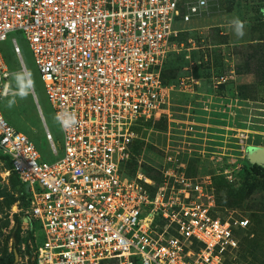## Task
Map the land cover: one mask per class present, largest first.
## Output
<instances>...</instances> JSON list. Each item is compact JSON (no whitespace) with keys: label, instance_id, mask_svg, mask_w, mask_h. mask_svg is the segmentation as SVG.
I'll return each instance as SVG.
<instances>
[{"label":"built area","instance_id":"obj_1","mask_svg":"<svg viewBox=\"0 0 264 264\" xmlns=\"http://www.w3.org/2000/svg\"><path fill=\"white\" fill-rule=\"evenodd\" d=\"M215 1L0 0V44L22 31L56 116L75 113L78 120L72 128L60 124V156L39 108L57 157L50 162L0 109V150L25 187V221L37 223L45 237L35 264H227L237 258V234L250 221L220 215L210 175H188L179 153L165 154L159 181L141 164L132 173L139 132L168 116L177 87L162 79L170 56L185 47L175 24L201 19ZM12 45L24 65L18 41ZM12 73L0 50V105ZM231 74L214 76V87L231 83L234 68ZM177 85L191 93L200 83L188 76ZM225 173L233 182L235 171Z\"/></svg>","mask_w":264,"mask_h":264},{"label":"rangeland","instance_id":"obj_2","mask_svg":"<svg viewBox=\"0 0 264 264\" xmlns=\"http://www.w3.org/2000/svg\"><path fill=\"white\" fill-rule=\"evenodd\" d=\"M234 17L245 22L243 38L238 39L229 26ZM175 29L182 31L178 40L185 47L170 56L162 79L166 86L177 87L171 94L168 116L139 132L132 170L141 164L142 169L160 179L165 154L179 153L188 162V175H210L220 215L233 214L250 221L249 228L237 234L241 240L237 258L227 264H264V178L250 171L252 165L264 168V157L259 159L258 151L264 149V0L215 1L201 19L190 24L179 20ZM13 39L22 50L24 65L13 52ZM0 50L13 73L31 72L35 82L27 98L17 97L16 104L9 108L7 101L15 91L12 77L11 95L0 105L2 114L36 144L47 161H55L45 123L60 156L63 134L25 34L13 31L0 44ZM232 68L233 81L214 87L212 78L231 76ZM188 76L200 83L191 93L180 91L177 85ZM226 171H235L233 182L227 180ZM12 175L10 163L0 150V263L6 249L12 252L18 230L16 216H20L22 244L16 264H33L36 246L45 237L37 223L25 221L28 205L24 197L13 192Z\"/></svg>","mask_w":264,"mask_h":264},{"label":"clouds","instance_id":"obj_3","mask_svg":"<svg viewBox=\"0 0 264 264\" xmlns=\"http://www.w3.org/2000/svg\"><path fill=\"white\" fill-rule=\"evenodd\" d=\"M201 6L205 5V0H199ZM195 11V7L192 9ZM229 26L234 32V35L239 39L243 38L246 34L245 32V22L239 17H234L230 20ZM13 80L15 81V91L10 99L7 101V107H13L17 102V97L21 100L26 99L30 91L34 88V80L31 77V72H16L12 73ZM11 88V82L4 86V96L9 95V89ZM56 120L64 128L75 127L78 123L75 113H63L56 116Z\"/></svg>","mask_w":264,"mask_h":264},{"label":"trees","instance_id":"obj_4","mask_svg":"<svg viewBox=\"0 0 264 264\" xmlns=\"http://www.w3.org/2000/svg\"><path fill=\"white\" fill-rule=\"evenodd\" d=\"M241 87L243 88L244 86H241ZM242 96H243V94H242ZM151 125H152L151 123L147 124V126H151ZM134 146H135V144H134ZM5 157H7L8 161L10 163V170H12V164H11L9 157L8 156H5ZM133 167H135V166H133ZM250 171L255 176L264 178V168L263 167H261L259 165H252L250 168ZM132 173H133V170H132ZM146 173L148 176L152 177L155 181H159V179H157L156 177H154L153 175L148 173V171H146ZM12 174H13V172H12ZM11 181L13 183V192L15 194H19L25 198V194H26L25 187L20 183V181L18 180V178L14 174L12 175ZM27 205H28V203H27ZM16 222H17L18 230L15 233V239H14L15 241H14V246L12 248V252L9 253L8 250L6 249L2 255V259H1L0 264H16V262H17L16 258L20 257V255H21V250L19 247L22 244V242H21V224L23 222V218H21L20 216H16ZM33 264H35L34 260H33Z\"/></svg>","mask_w":264,"mask_h":264},{"label":"water","instance_id":"obj_5","mask_svg":"<svg viewBox=\"0 0 264 264\" xmlns=\"http://www.w3.org/2000/svg\"><path fill=\"white\" fill-rule=\"evenodd\" d=\"M24 71H25V69H23ZM259 151V153H260V155H259V159H261V157L263 158L264 157V149H260V150H258ZM264 159V158H263ZM16 261H18V258H16Z\"/></svg>","mask_w":264,"mask_h":264},{"label":"crops","instance_id":"obj_6","mask_svg":"<svg viewBox=\"0 0 264 264\" xmlns=\"http://www.w3.org/2000/svg\"><path fill=\"white\" fill-rule=\"evenodd\" d=\"M178 42H179V40H178ZM179 43H180V42H179ZM14 54H15V53H14ZM10 67H11V65H10ZM11 69H12V68H11ZM236 81H238V79H237ZM236 81H235V82H236ZM241 81H242V80H241ZM240 113H242V112H239V114H240Z\"/></svg>","mask_w":264,"mask_h":264}]
</instances>
